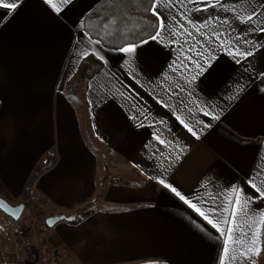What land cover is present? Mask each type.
<instances>
[{
	"label": "crops",
	"instance_id": "obj_1",
	"mask_svg": "<svg viewBox=\"0 0 264 264\" xmlns=\"http://www.w3.org/2000/svg\"><path fill=\"white\" fill-rule=\"evenodd\" d=\"M100 1L72 0L59 14L46 0L0 7V196L26 204L34 168L55 156L32 190L51 213L26 205L15 220L0 209V261L247 264L240 245L225 257L226 237L165 179L222 227L239 188L250 203L234 239L246 233V246L258 231L254 264H264V198L251 186L264 190V0H157L165 27L131 54L82 28ZM85 53L103 62L89 81L78 73Z\"/></svg>",
	"mask_w": 264,
	"mask_h": 264
},
{
	"label": "trees",
	"instance_id": "obj_2",
	"mask_svg": "<svg viewBox=\"0 0 264 264\" xmlns=\"http://www.w3.org/2000/svg\"><path fill=\"white\" fill-rule=\"evenodd\" d=\"M157 0H101L82 20L87 35L105 48L121 49L130 44L140 45L151 40L159 31V21L151 6ZM103 68L102 60L89 54L80 63L78 73L85 81L91 80ZM264 84V74L260 77ZM86 83V82H85ZM55 156L47 153L34 168L24 190V199L32 193L39 175L52 167ZM44 225L48 227L46 221Z\"/></svg>",
	"mask_w": 264,
	"mask_h": 264
},
{
	"label": "snow or ice",
	"instance_id": "obj_3",
	"mask_svg": "<svg viewBox=\"0 0 264 264\" xmlns=\"http://www.w3.org/2000/svg\"><path fill=\"white\" fill-rule=\"evenodd\" d=\"M46 2L51 6V8L57 14H59L60 12L64 10V8H66L72 3V0H46ZM169 2H171V0H169ZM219 3H220V0H215V4H219ZM215 4L209 3L206 5V7H215ZM0 7L15 10L18 7V2L17 0H8V2H5V0H0ZM151 10L153 12V15L158 18L159 27L164 28L165 23L163 19H159L160 13L158 11L157 5L153 4L151 6ZM253 18H254V15H248L246 17L245 16L239 17V19L243 23L251 22ZM2 19L3 17H0V20ZM261 31H264V27L261 28ZM160 35L161 33L157 32L156 36H153L151 38L156 39ZM214 35H215V32H214ZM216 39L221 40V37L219 35H216ZM221 43L222 44L226 43V41L221 40ZM136 47L137 45L130 44L127 47L121 48L120 51L131 54V53H134ZM230 54L236 57L246 58L247 56L252 55V52L251 51H241L240 49H236L234 52H231ZM85 55H88V53H85ZM205 63H207V61ZM197 67L203 70L202 66L199 63L197 64ZM193 79H195V77H193ZM201 111H204V110L201 109ZM204 115L207 116V115H210V113L207 111H204ZM213 118L218 119V117L216 116H214ZM177 119H180V118L177 117ZM180 123L183 124L184 127L187 128L188 131L191 132L193 135H197V133L193 130V128L190 127L189 124L185 123L184 120L181 119ZM161 143H164V141H161ZM158 183L161 184L164 188L169 189L172 193H174L177 197L183 200L186 204H189V206L192 207L200 216H202L204 220H206L209 224H211L214 228H216L218 232H220L222 235L226 237L225 244H224V254L226 258H230L231 260H236L237 259L236 256L229 257V244L240 245L242 246L240 248V253H239L240 258L246 261L247 264H254V258L257 255H259L261 251V248L258 243V231L252 234V239L247 242L246 246H245V243H246L245 237L247 235L246 233H243L241 231L240 237L234 239V234L239 230V226L237 225L235 218L238 212L243 211L247 207L248 203H250L247 197H242V194L239 188L233 187L228 194L227 198H228L230 206L233 204V202L235 206L232 208V211L230 213L232 217L231 222L229 223V221L225 220L224 223L227 224L228 226L222 227L221 223L218 220L211 218L200 207H198L197 204L192 203L190 200H187L185 196L181 194V192H179L172 185L168 184L165 179H159ZM251 186L256 189V191L260 194L261 198H264V190H261V188H258L255 183H253ZM2 203L3 202H0V204ZM215 211H216L215 209L209 210V212H215ZM224 211L227 212L228 209H224ZM68 219H73V218L69 217ZM49 223H52V221H49ZM261 223H264V216L261 217Z\"/></svg>",
	"mask_w": 264,
	"mask_h": 264
},
{
	"label": "water",
	"instance_id": "obj_4",
	"mask_svg": "<svg viewBox=\"0 0 264 264\" xmlns=\"http://www.w3.org/2000/svg\"><path fill=\"white\" fill-rule=\"evenodd\" d=\"M0 202H3L2 204H0V209L4 211L6 214H8L9 216H11L13 219L19 220L22 217L24 209H25L24 203L13 205L1 196H0ZM63 219H65L64 215L51 216L47 218L46 223L48 226H53L58 221L63 220ZM49 221H52V223H49Z\"/></svg>",
	"mask_w": 264,
	"mask_h": 264
},
{
	"label": "built area",
	"instance_id": "obj_5",
	"mask_svg": "<svg viewBox=\"0 0 264 264\" xmlns=\"http://www.w3.org/2000/svg\"><path fill=\"white\" fill-rule=\"evenodd\" d=\"M32 206L34 207L35 212H37L38 214H48L51 213L52 210L50 208H46L41 202L37 201V199L34 197V194L31 193L30 197L27 200V203L25 204V206ZM0 232H3V230L1 229ZM11 233L13 234V236H15L19 241H23L24 240V236L25 234L23 233V231L21 232H17L15 230V227L12 228ZM0 264H5L2 261H0ZM16 264H27L26 261H19Z\"/></svg>",
	"mask_w": 264,
	"mask_h": 264
},
{
	"label": "rangeland",
	"instance_id": "obj_6",
	"mask_svg": "<svg viewBox=\"0 0 264 264\" xmlns=\"http://www.w3.org/2000/svg\"><path fill=\"white\" fill-rule=\"evenodd\" d=\"M9 203H10V202H9ZM3 214H4V213H3ZM26 214H27V213L24 212V214L22 215L21 218L25 217ZM0 227H5L4 223H2L1 221H0ZM23 233L26 235L25 231H24ZM25 238H26V236H24V240H25ZM24 240H23V241H24Z\"/></svg>",
	"mask_w": 264,
	"mask_h": 264
}]
</instances>
